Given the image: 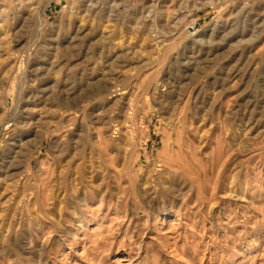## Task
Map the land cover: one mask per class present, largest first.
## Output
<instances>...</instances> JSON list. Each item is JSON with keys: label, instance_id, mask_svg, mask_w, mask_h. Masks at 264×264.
Returning a JSON list of instances; mask_svg holds the SVG:
<instances>
[{"label": "rangeland", "instance_id": "obj_1", "mask_svg": "<svg viewBox=\"0 0 264 264\" xmlns=\"http://www.w3.org/2000/svg\"><path fill=\"white\" fill-rule=\"evenodd\" d=\"M0 264H264V0H0Z\"/></svg>", "mask_w": 264, "mask_h": 264}]
</instances>
